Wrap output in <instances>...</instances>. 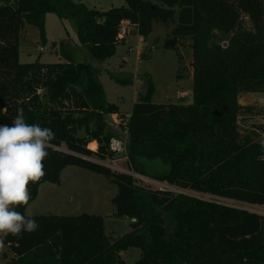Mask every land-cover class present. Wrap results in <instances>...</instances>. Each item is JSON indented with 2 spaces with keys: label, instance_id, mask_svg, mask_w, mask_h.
<instances>
[{
  "label": "trees",
  "instance_id": "16d2710c",
  "mask_svg": "<svg viewBox=\"0 0 264 264\" xmlns=\"http://www.w3.org/2000/svg\"><path fill=\"white\" fill-rule=\"evenodd\" d=\"M124 1L101 12L73 0H0V125L23 108L27 123L55 133L46 175L28 186L29 204L43 184L59 185L62 172L76 166L114 183V215L136 220L113 239L102 216H35L34 232L5 240L4 264H126L122 253L131 249L141 251L135 264H264V216L147 190L86 159L112 158L109 144L121 135L109 122L120 109L107 101L98 70L69 53L55 64H22L19 53L25 25L47 43L49 14L73 22L78 47L100 62L115 55L123 22L147 38L154 24L177 19L174 38L192 41V101L153 104L154 83L143 75L128 120L130 162L137 173L181 189L264 207V142L240 133L242 116L264 115L239 105L241 96L264 94V0ZM217 34L229 41L226 50L213 42ZM28 205L16 210L27 215Z\"/></svg>",
  "mask_w": 264,
  "mask_h": 264
},
{
  "label": "rangeland",
  "instance_id": "374dc122",
  "mask_svg": "<svg viewBox=\"0 0 264 264\" xmlns=\"http://www.w3.org/2000/svg\"><path fill=\"white\" fill-rule=\"evenodd\" d=\"M76 3L82 1L88 8L108 12L113 8H121L124 0H73ZM156 3V0H151ZM178 20L153 26L152 33L147 38H142L136 32V28L124 41H119L115 55L100 62L94 59L86 50L78 47L77 30L73 22L61 20L55 14L46 17L45 36L47 43L41 41L40 31L30 25H25L20 35V62L31 64L38 59L43 63L64 62L65 53L72 50L73 43L80 50L77 59L85 62L99 71L106 99L109 103L120 108L121 119L132 113L137 96L144 91L141 78L149 75L155 86V94L152 103L157 105H175L183 101L189 105L193 93V49L191 39H175L173 30ZM225 38L217 34L213 38L214 43H221ZM174 43L173 47H167ZM74 46V48H75ZM75 57V58H76ZM147 58V59H144ZM116 80H124L129 84H121ZM253 97V98H252ZM241 96L240 101L244 107L259 108V103L264 99V94ZM256 101H254V100ZM259 102V103H258ZM264 109V107H263ZM262 109L261 113L264 114ZM124 114V115H123ZM114 120L118 118L115 115ZM125 119V118H124ZM123 119V120H124ZM263 127V131L260 129ZM240 133L242 136L251 135L256 141L264 142V119L256 116H242L240 119ZM85 142L96 150L97 143L91 138ZM98 151V150H97ZM88 158H94L88 157ZM118 194L117 186L105 176L93 173L80 167L71 166L61 174L59 185L45 183L35 201H32L26 210L30 217L42 215L79 216L81 214L98 215L106 221L107 233L113 239H119L132 231L129 219L118 218L115 214L113 201ZM198 198L207 200L208 196L197 195ZM221 201V200H220ZM221 203L230 207L253 211L252 207L222 200ZM259 215L264 216V209H256ZM6 248L0 250V262H2ZM141 251L131 249L122 253L126 264H135L139 260Z\"/></svg>",
  "mask_w": 264,
  "mask_h": 264
},
{
  "label": "clouds",
  "instance_id": "9594fccd",
  "mask_svg": "<svg viewBox=\"0 0 264 264\" xmlns=\"http://www.w3.org/2000/svg\"><path fill=\"white\" fill-rule=\"evenodd\" d=\"M54 139L51 128L27 123L23 108H17L11 124L0 125V250L9 235L38 228L35 219L16 209L29 204L30 182L46 175L44 160Z\"/></svg>",
  "mask_w": 264,
  "mask_h": 264
},
{
  "label": "built area",
  "instance_id": "2783aa9c",
  "mask_svg": "<svg viewBox=\"0 0 264 264\" xmlns=\"http://www.w3.org/2000/svg\"><path fill=\"white\" fill-rule=\"evenodd\" d=\"M245 20H247V18H245ZM133 28L135 29V26L131 25L129 22H123L119 30V41H124L127 38V36L130 35ZM221 47L226 50L229 47V41H223L221 43ZM116 116L118 118L117 121H115L114 118L112 119L115 123L114 126H118L121 128L120 129L121 135L120 137L113 138L109 144V151L113 154V157L102 160L94 156V158L87 157L86 158L87 160L93 163H96L98 165H101L103 167H106L113 173L129 176L133 179L134 185L142 187L147 190H151V191L159 192V193H170L173 195H183V196H188L191 198H196L202 201L214 202V203L224 205L223 203H221V201L224 199H219V198H216L210 195L200 194V193H196L190 190L181 189L177 186H173L166 182H161V181L152 179L148 176L137 173L134 170L130 162L128 152H127L128 137H129L128 120L130 116H125L124 117L125 119L123 118L124 120L121 119V117H119L118 115ZM195 194L208 196V198L207 200L201 199L195 196ZM225 201H229V200H225ZM229 202H235V201H229ZM236 203H239V202H236ZM240 204H243V203H240ZM243 205L252 207L253 211H248L245 209H241V210H245V211L256 213V214H258L256 209H260V208L264 209V207H260V206H252V205H247V204H243ZM224 206H228V205H224ZM232 208H235V207H232ZM236 209H239V208H236ZM131 223H136V220H131Z\"/></svg>",
  "mask_w": 264,
  "mask_h": 264
},
{
  "label": "crops",
  "instance_id": "0c3cea01",
  "mask_svg": "<svg viewBox=\"0 0 264 264\" xmlns=\"http://www.w3.org/2000/svg\"><path fill=\"white\" fill-rule=\"evenodd\" d=\"M80 2H82V1H80ZM97 10V9H96ZM100 11V10H99ZM76 43H77V40L75 41ZM73 45H75V43H73ZM78 48V47H77ZM80 50V49H79ZM70 53H74V50H72ZM80 62V61H79ZM251 97H252V95H250ZM253 98V97H252ZM254 100V99H253ZM255 101V100H254ZM256 102V101H255ZM259 103V102H258ZM263 107H264V99H262L261 100V102L259 103V108H257V112H261L262 111V109H263ZM120 109V108H119ZM264 110V109H263ZM120 113H121V111H120ZM263 114V113H262ZM124 115V114H123ZM131 114H126V115H124V116H130ZM264 115V114H263ZM88 139L89 138H87V141H88ZM95 141V140H94ZM96 142V141H95ZM97 143V142H96ZM97 148H96V150L95 151H93V152H97V150H98V148H99V144L97 143ZM67 169V168H66ZM41 188H42V186L39 188V192H40V190H41ZM38 195H39V193H38ZM28 216V215H27ZM44 216H51V215H44ZM56 216H59V215H56ZM131 222V221H130ZM132 224V223H131ZM105 226H106V221H105ZM106 231H107V227H106ZM108 234V233H107ZM5 263V260H4V257H3V260H2V262H0V264H4Z\"/></svg>",
  "mask_w": 264,
  "mask_h": 264
},
{
  "label": "water",
  "instance_id": "95a60500",
  "mask_svg": "<svg viewBox=\"0 0 264 264\" xmlns=\"http://www.w3.org/2000/svg\"><path fill=\"white\" fill-rule=\"evenodd\" d=\"M102 22H104V19L102 20ZM74 46H75V45H72V48L74 49V53H71V55L73 56V58L75 59V61L79 62V60H78L77 57H76L77 54H80V52H79V48H77L76 46H75V48H74ZM173 46H174V43H169V44L167 45V47H173ZM75 57H76V58H75ZM239 105H240L241 107H244V103H243L242 101H239ZM109 122H110L112 125H115L113 119L109 120Z\"/></svg>",
  "mask_w": 264,
  "mask_h": 264
}]
</instances>
